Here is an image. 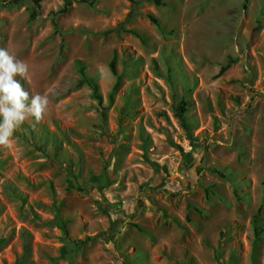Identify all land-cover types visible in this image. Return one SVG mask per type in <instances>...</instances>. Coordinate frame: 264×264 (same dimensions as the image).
I'll use <instances>...</instances> for the list:
<instances>
[{"label": "rangeland", "instance_id": "1", "mask_svg": "<svg viewBox=\"0 0 264 264\" xmlns=\"http://www.w3.org/2000/svg\"><path fill=\"white\" fill-rule=\"evenodd\" d=\"M137 1L0 0L49 99L0 147V264H264V0Z\"/></svg>", "mask_w": 264, "mask_h": 264}, {"label": "clouds", "instance_id": "2", "mask_svg": "<svg viewBox=\"0 0 264 264\" xmlns=\"http://www.w3.org/2000/svg\"><path fill=\"white\" fill-rule=\"evenodd\" d=\"M27 78V63L0 48V147H10L25 122L33 121L35 126L48 112V97L31 95L21 82Z\"/></svg>", "mask_w": 264, "mask_h": 264}, {"label": "trees", "instance_id": "3", "mask_svg": "<svg viewBox=\"0 0 264 264\" xmlns=\"http://www.w3.org/2000/svg\"><path fill=\"white\" fill-rule=\"evenodd\" d=\"M11 3H17L19 0H9ZM35 7L39 6L40 0H29ZM62 1V6L59 10H57L55 13L52 14V24L54 26V17L56 15L62 14L64 12H66V10L73 4H84L87 6H92L97 0H61ZM129 3V11L127 12L123 22H127L131 17L137 15L136 11H135V7L137 6V4L139 3V1L137 0H126ZM155 6H160L162 5L160 0H150ZM146 18L148 19V21L153 24L154 26L157 25L156 19L151 16V15H146ZM229 65V61L221 66L218 70V74H221L222 72H224L227 67ZM80 67V66H79ZM109 70L110 72L115 75V70H114V66H113V62H110L109 64ZM81 72V71H80ZM83 82L85 83V85L90 88L91 90L94 91V86L91 84V82L87 79H83ZM184 112H185V103L183 102H179L176 111H175V116L177 117L179 124L181 126V128L183 129L185 136L188 140H192V134H191V127L188 124V122L186 121L185 117H184ZM218 176L221 177L220 173H217L216 171H214ZM262 224L263 222L261 221L260 217L258 216V211L256 212V214H254L251 217V226H252V232H253V239L255 241H259L261 239V233L263 231L262 228ZM62 229V228H61ZM63 231V229L61 230ZM64 234V231H63ZM81 244H83V242H79V243H75V247L80 246Z\"/></svg>", "mask_w": 264, "mask_h": 264}]
</instances>
